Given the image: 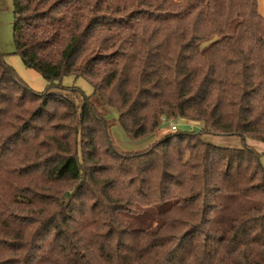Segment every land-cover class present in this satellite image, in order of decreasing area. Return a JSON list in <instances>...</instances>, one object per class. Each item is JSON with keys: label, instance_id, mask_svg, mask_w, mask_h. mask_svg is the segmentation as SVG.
I'll return each mask as SVG.
<instances>
[{"label": "trees", "instance_id": "1", "mask_svg": "<svg viewBox=\"0 0 264 264\" xmlns=\"http://www.w3.org/2000/svg\"><path fill=\"white\" fill-rule=\"evenodd\" d=\"M0 53V264H264V16L257 0H12ZM83 79L80 104L58 92ZM102 110L140 150L110 140ZM151 140V139H150Z\"/></svg>", "mask_w": 264, "mask_h": 264}, {"label": "rangeland", "instance_id": "2", "mask_svg": "<svg viewBox=\"0 0 264 264\" xmlns=\"http://www.w3.org/2000/svg\"><path fill=\"white\" fill-rule=\"evenodd\" d=\"M257 10L261 16H264V0H257ZM14 15L12 0H0V53L4 57L5 63L17 74V76L31 89L34 93H43L47 89V82L34 70L27 69L20 57L15 53L13 39ZM62 89L54 88L52 92H58L80 104L83 97H88L92 94L91 86L83 79H74L72 76H65L60 82ZM106 116V120L110 126V140L113 146L124 152H132L145 148L154 138L160 137L167 133L168 125H163L156 133L155 137H149L146 140L130 141L123 134L118 125V117L114 111L102 110ZM162 117H160L161 121ZM176 123L173 120H170ZM180 131L199 132L198 125L181 123L178 126ZM151 139V140H150ZM202 139L214 146L229 149H240L244 145L253 147L260 154V165L264 168V144L250 139L243 140L237 136H213L203 135Z\"/></svg>", "mask_w": 264, "mask_h": 264}, {"label": "built area", "instance_id": "3", "mask_svg": "<svg viewBox=\"0 0 264 264\" xmlns=\"http://www.w3.org/2000/svg\"><path fill=\"white\" fill-rule=\"evenodd\" d=\"M161 122L164 125L165 124L168 125L167 127H168V130L169 131H176L178 129V126H179V123L178 122L174 123V122H172L170 120H165L164 118L161 119Z\"/></svg>", "mask_w": 264, "mask_h": 264}]
</instances>
